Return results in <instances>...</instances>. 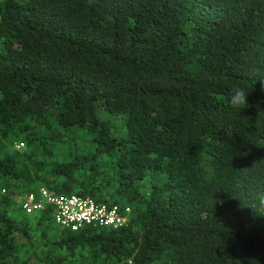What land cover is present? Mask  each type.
<instances>
[{"label": "trees", "instance_id": "16d2710c", "mask_svg": "<svg viewBox=\"0 0 264 264\" xmlns=\"http://www.w3.org/2000/svg\"><path fill=\"white\" fill-rule=\"evenodd\" d=\"M260 81L264 0H0V264H264Z\"/></svg>", "mask_w": 264, "mask_h": 264}, {"label": "built area", "instance_id": "2783aa9c", "mask_svg": "<svg viewBox=\"0 0 264 264\" xmlns=\"http://www.w3.org/2000/svg\"><path fill=\"white\" fill-rule=\"evenodd\" d=\"M20 147L16 146V149H20ZM44 204H49L53 208V222L60 229L78 231L84 225L116 228L125 221L116 207L107 208L105 205L97 204L89 197L56 196L42 188L39 189L38 197H27L22 208L27 213H31L40 210Z\"/></svg>", "mask_w": 264, "mask_h": 264}, {"label": "clouds", "instance_id": "9594fccd", "mask_svg": "<svg viewBox=\"0 0 264 264\" xmlns=\"http://www.w3.org/2000/svg\"><path fill=\"white\" fill-rule=\"evenodd\" d=\"M260 84H261L260 91L261 93H264V81H260ZM248 96H249V92H246L244 88L234 87L231 90V94L228 98V104L230 107L242 111L243 109L248 108L250 106L248 102ZM259 199L261 205H264V194H261Z\"/></svg>", "mask_w": 264, "mask_h": 264}, {"label": "rangeland", "instance_id": "374dc122", "mask_svg": "<svg viewBox=\"0 0 264 264\" xmlns=\"http://www.w3.org/2000/svg\"><path fill=\"white\" fill-rule=\"evenodd\" d=\"M97 113H98V116L99 117H102V114L104 113L103 112V110L101 109V108H99L98 110H97ZM104 114H106V113H104ZM54 226H56L57 227V225L54 223Z\"/></svg>", "mask_w": 264, "mask_h": 264}]
</instances>
